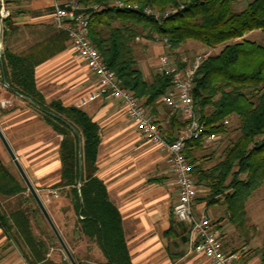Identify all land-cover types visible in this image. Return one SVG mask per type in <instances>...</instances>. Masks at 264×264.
I'll use <instances>...</instances> for the list:
<instances>
[{
  "label": "crops",
  "instance_id": "crops-1",
  "mask_svg": "<svg viewBox=\"0 0 264 264\" xmlns=\"http://www.w3.org/2000/svg\"><path fill=\"white\" fill-rule=\"evenodd\" d=\"M5 3L9 15L6 24L1 23L0 55L8 48L28 58L34 64L35 86L46 103L59 101L64 106L78 107L98 126L95 175L120 214L131 264H210L190 247L186 226L172 213L177 187L168 153L145 138L118 100L100 96L83 106L78 105L79 98L94 89L95 79L70 46L66 32L51 24L52 0H5ZM155 50L162 52L164 47L161 45ZM138 64L144 76L149 77L152 70L155 71L146 59L142 58ZM1 100H9L12 106H0V131L73 260L76 264H107L99 244L77 227L69 187L59 185L62 135L45 120L37 105L9 88L0 72ZM171 114V110L158 101L153 118L166 140L179 132L177 127L172 130L170 126ZM224 124L225 134L213 139L205 137L199 146L189 148L195 164L208 168L220 158L228 144H221L220 139L227 138L236 128V116L230 115ZM3 171L12 178L8 186ZM14 185L19 189L6 193ZM196 190L193 212L197 214L203 208L208 212L212 224L220 231L223 250L231 252L246 244L240 263L262 264L260 251L264 234L260 246L249 241L251 234L247 239H240L241 235L236 232L238 227L230 221L222 197L206 205L204 197L208 188L196 184ZM251 197L245 203L246 214ZM0 215L3 216L0 264H71L1 139ZM22 215L28 222L30 238L21 233L24 229ZM247 227L249 229V225Z\"/></svg>",
  "mask_w": 264,
  "mask_h": 264
},
{
  "label": "trees",
  "instance_id": "trees-1",
  "mask_svg": "<svg viewBox=\"0 0 264 264\" xmlns=\"http://www.w3.org/2000/svg\"><path fill=\"white\" fill-rule=\"evenodd\" d=\"M77 1L89 15L88 37L103 61L153 117L160 96L170 89L172 80L170 75L156 70L150 77L144 76L132 47L136 37L151 42L166 38L170 57L178 66L183 65L179 48L188 40L204 48L218 47L195 72L191 96L204 131L186 144L184 153L195 184L208 188L206 204L222 197L230 221L242 227L246 200L264 181V43L244 36L264 31V0H250L240 10L233 7L237 0H121L137 4L138 10L111 6L113 0ZM145 7L159 13L177 10L165 18H156L144 13ZM7 17L1 22L6 24ZM33 65L8 48L0 55V72L9 88L37 105L45 120L62 135L59 185L69 187L79 231L99 244L107 264H131L120 214L95 175L98 126L78 107L64 106L59 101L46 103L35 86ZM230 115L237 118V135L229 140L215 164L208 168L195 164L189 148L199 146L207 135L225 134L224 121ZM183 125L179 113L172 112V130L177 127L180 131ZM3 175L6 186L13 182L7 171ZM18 189L14 185L6 193ZM21 219V233L30 238L26 217L22 215ZM260 260L264 264V241Z\"/></svg>",
  "mask_w": 264,
  "mask_h": 264
},
{
  "label": "built area",
  "instance_id": "built-area-1",
  "mask_svg": "<svg viewBox=\"0 0 264 264\" xmlns=\"http://www.w3.org/2000/svg\"><path fill=\"white\" fill-rule=\"evenodd\" d=\"M110 5L138 10L137 4H129L121 0H113ZM52 8L51 24L66 32L70 46L95 79L94 89L81 96L78 105L83 106L100 96L118 100L131 122L139 128L145 138L164 149L169 155L171 171L177 187V200L173 205L172 213L186 226L190 247L200 252L210 264H241L239 257L246 246L242 245L239 249L225 252L222 248L220 231L212 224L208 212L203 208L195 214L192 209L197 190L184 149L189 141L199 138L204 131V124L198 120L195 112L191 89L195 72L202 61L210 55V51L193 54L190 58L181 56L182 66H178L166 51H162L153 62L157 72L170 75L172 80V86L160 96L159 101L172 112L180 113L184 123L175 138L167 141L153 116L146 111L132 91L121 85L120 80L105 64L99 51L90 41L89 15L85 12L84 6L77 0H52ZM176 10L177 8H170L159 13L150 7L143 8L144 13L156 18H165ZM8 15L9 10L5 1L0 0V26L2 19ZM155 41L161 42L164 49L169 48L166 38L162 40L156 38ZM0 106L7 108L11 107L12 103L9 100H1ZM214 137V134H210L206 139Z\"/></svg>",
  "mask_w": 264,
  "mask_h": 264
},
{
  "label": "rangeland",
  "instance_id": "rangeland-1",
  "mask_svg": "<svg viewBox=\"0 0 264 264\" xmlns=\"http://www.w3.org/2000/svg\"><path fill=\"white\" fill-rule=\"evenodd\" d=\"M248 1H250V0H237L234 3L233 7L235 10H240L243 7H245V5ZM244 36L248 40L256 41L258 43H264V31L255 30V31L246 33ZM137 37H139V36H137ZM139 39L140 38H138V39L136 38L132 43L133 51L136 55L137 61H141L142 58L144 60L146 59L147 64H150V66L152 65L151 68H153L154 67L153 62L157 59V56L161 53L160 51L158 52L155 49H156V47L161 46L162 43L159 41H153V42H151V41H149V42L139 41ZM141 42H145V43H141ZM208 50L210 51V54L215 53V52H217L218 47L217 48H204L199 43H197L195 41L188 40L186 43H184L179 48L180 57L186 56L189 58L193 54H196V53L199 54V53H202V52H205ZM163 51H166L169 54L168 49H164ZM169 56H170V54H169ZM172 58H173V56H172ZM152 71L154 72V70H152ZM153 72L150 73V76L153 74ZM236 135H237V130H236V128H234L231 130L230 135H227V138L224 137V138L220 139V143L221 144H227L229 142V140L233 139ZM250 196H252V197L249 200V203L247 206V214L245 211V223L242 227L236 228V232L241 235L240 239H244V238L247 239L248 235L251 234L248 238L249 241H251L254 246H257V244H258V246H260V244H262V241H263L262 234H264L263 233V229H264V183L261 184ZM248 225H249V229L247 227ZM242 245H245L247 248L246 244H242Z\"/></svg>",
  "mask_w": 264,
  "mask_h": 264
},
{
  "label": "water",
  "instance_id": "water-1",
  "mask_svg": "<svg viewBox=\"0 0 264 264\" xmlns=\"http://www.w3.org/2000/svg\"><path fill=\"white\" fill-rule=\"evenodd\" d=\"M0 29H1V26H0ZM73 131L75 132V134L79 137L77 131L75 130V128H73ZM0 139L2 141V143L4 144L6 150L8 151L10 157L12 158L13 160V163L14 165L16 166L18 172L20 173L22 179L24 180L28 190L30 191L31 195L33 196L36 204L38 205L40 211L42 212L43 216L45 217V219L47 220L48 224L50 225L51 229L53 230L57 240L59 241L60 245L62 246L66 256L68 257L69 261L71 264H76V262L73 260L70 252L68 251L66 245L64 244L60 234L58 233L54 223L52 222L48 212L46 211L45 207H44V204L42 203V201L40 200L39 196L37 195V193L35 192L33 186L31 185V183L29 182V180L27 179L24 171L22 170L20 164L18 163L17 159L15 158V155L13 154L12 150L10 149L8 143L6 142L4 136L2 135L1 131H0ZM80 181V179H79ZM80 185V183L78 184V186Z\"/></svg>",
  "mask_w": 264,
  "mask_h": 264
}]
</instances>
